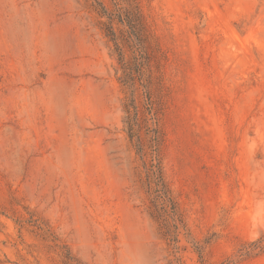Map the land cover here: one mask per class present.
<instances>
[{
	"label": "rangeland",
	"instance_id": "rangeland-1",
	"mask_svg": "<svg viewBox=\"0 0 264 264\" xmlns=\"http://www.w3.org/2000/svg\"><path fill=\"white\" fill-rule=\"evenodd\" d=\"M0 264H264V0H0Z\"/></svg>",
	"mask_w": 264,
	"mask_h": 264
},
{
	"label": "trees",
	"instance_id": "trees-1",
	"mask_svg": "<svg viewBox=\"0 0 264 264\" xmlns=\"http://www.w3.org/2000/svg\"><path fill=\"white\" fill-rule=\"evenodd\" d=\"M98 4H100L98 2ZM131 24V32L136 36L138 42V48L140 50L145 51V38L142 33L141 29V22L138 17H136ZM111 34L113 31L109 30ZM128 111V110H127ZM131 118L129 115V124H131ZM133 128L130 125L129 128V136L133 137ZM137 141L142 146L143 140L140 136L137 135ZM155 138L151 137L150 140L154 141ZM156 141V140H155ZM139 148V147H138ZM141 148V147H140ZM146 167V177L148 183V190L149 192H153L155 197L151 199V210L150 213L152 216L159 217L162 216L163 213L167 212L166 207L170 205L171 209H174V203L170 197L169 189L164 181L162 170L160 166V162L156 159H152L149 163H145ZM150 192V193H151ZM163 227L166 226L164 222H162ZM263 246V245H262Z\"/></svg>",
	"mask_w": 264,
	"mask_h": 264
}]
</instances>
